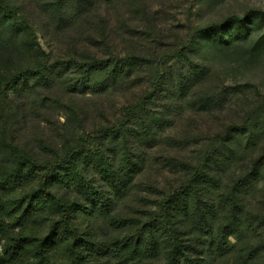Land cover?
<instances>
[{
  "label": "rangeland",
  "instance_id": "obj_1",
  "mask_svg": "<svg viewBox=\"0 0 264 264\" xmlns=\"http://www.w3.org/2000/svg\"><path fill=\"white\" fill-rule=\"evenodd\" d=\"M63 6L57 0L11 4L47 59L39 69L42 59L33 53L2 54L0 71L8 80L0 87V174L14 164L8 144L44 161L85 140L89 159L70 181L53 186L79 204L83 264L165 261V232L150 220L168 196L187 201L179 202L178 213L190 226L192 235H184L192 241L191 258L236 264L250 240L232 247L231 210L222 197L246 170L249 153L236 146L239 158L231 163L228 151L217 156L210 172L219 183L202 181L196 165L218 147V133L242 140L245 124L258 134L255 148H264V0H68ZM127 58L131 65L122 62ZM98 60L106 66L87 75ZM99 151L114 166L106 176ZM197 202L203 204L195 209ZM241 203L242 224L264 229V178ZM12 206L1 202L0 264L64 262L70 240L64 226L45 261L35 240L47 237L58 218L48 213L19 221ZM200 207L208 211L206 228L188 217L196 212L202 224ZM223 244L228 249L220 251Z\"/></svg>",
  "mask_w": 264,
  "mask_h": 264
},
{
  "label": "trees",
  "instance_id": "obj_2",
  "mask_svg": "<svg viewBox=\"0 0 264 264\" xmlns=\"http://www.w3.org/2000/svg\"><path fill=\"white\" fill-rule=\"evenodd\" d=\"M67 1L57 0L58 7L63 9V4H67ZM12 3L13 0H0V61L2 54L7 51L13 54L20 51L21 54L30 55V53H33L42 59L39 62V69H43L47 53L40 44H36L30 33L26 32V30L23 31L21 24L16 22L11 9ZM127 59H122V62L125 65H131L133 61L129 58ZM105 66L106 63L98 60L96 63L93 62L90 66L86 67L89 68L86 73L89 75L94 70ZM5 80H8L6 72L0 71V87L4 84ZM245 126L246 131L242 134V140L239 139L237 134L231 135V132L224 135H220L223 132L218 133V136L221 138L220 142H218L219 148L211 146V150L207 151L205 159L197 163L196 174L200 175L201 180L204 182L219 183V175L211 174L210 172V168H212L211 164L217 160V156L220 154L223 156L225 151H228L227 160L231 163L235 162L236 158H239L238 153L240 149L236 146H240L242 152L249 153L248 161L242 164L243 166L246 165V170L244 172L240 171L235 180L224 189L222 198L229 204V210H231V216H229V219H231L230 235L236 240V245L232 247L238 244L242 246L241 242L244 243V240L246 242H248V239L250 240L248 245L246 244L245 247L242 246L243 248H240L236 264H264V229L255 231L247 228L242 224L240 218L242 195L246 194L249 188L258 186L264 178V148H255L257 146L255 137L258 134H256V130L252 126H248L247 124ZM85 146V140H80L77 145L71 147L69 150L58 152L54 159L41 161L20 147L12 143L8 144L9 154L14 164L7 171L0 174V207L1 202L13 204L11 211L14 214L15 212L19 214V221L23 219L27 221L34 215L38 217L48 213L58 218L57 221L51 224L47 237L35 239L38 240L37 250L38 254L42 255L41 260L43 261L48 257L46 252L51 248L49 245L56 242L61 225L66 228L70 240L64 249L67 255L66 260L59 264H83L85 261L83 257L85 237L76 222L79 204L75 200L59 195L53 189V186L63 178L70 181V176L81 167L83 161L89 159ZM98 156V167L101 169V173L106 176L107 173L114 170V166L110 158L103 151H99ZM242 168L241 170H243ZM66 174L68 175L66 176ZM107 179L112 182L115 181L113 175L108 176ZM26 182H28L27 184L34 182L35 185L29 186ZM20 190L21 192H18ZM194 191L197 192L195 196L199 200L198 189L195 188ZM182 200L183 202H187L184 199ZM182 200L178 196L165 197L160 203L159 212H156V215L151 218V224H160L162 226L166 236H163L164 242L168 244L167 248L169 250L165 261L152 262L150 264H202L203 260H200L199 257L192 259L190 256L192 241L186 240L188 236L184 235L186 232L188 235H192L190 226L184 224L183 216L179 217L181 212L178 213L179 209H181L179 208V202ZM201 201L203 200L201 199ZM199 204L203 203L197 202L194 206L195 209ZM184 207L182 208L183 211L188 212V207ZM202 215L203 222L201 224L195 217L196 212L192 215L188 213V217L193 218L194 222L199 223L201 228H206L208 211L204 207L199 208V216ZM204 222L206 223L205 225H203ZM43 223V220H41L39 227H42ZM139 238L141 239V236ZM132 242L133 239L130 236L123 240V243L127 246L133 245ZM138 243L141 242L138 241ZM219 243H221V240ZM216 244H218L217 239L214 240L213 246ZM15 248L14 246L12 249ZM225 248L227 247H224L223 244L220 251H224Z\"/></svg>",
  "mask_w": 264,
  "mask_h": 264
}]
</instances>
